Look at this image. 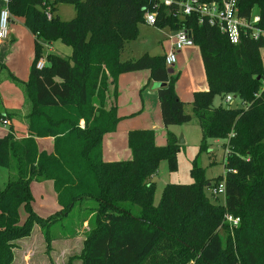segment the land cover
<instances>
[{"label": "trees", "instance_id": "16d2710c", "mask_svg": "<svg viewBox=\"0 0 264 264\" xmlns=\"http://www.w3.org/2000/svg\"><path fill=\"white\" fill-rule=\"evenodd\" d=\"M157 1L8 0L11 16L22 18L36 40L28 80L7 69L0 77V83L9 79L21 87L26 109L24 114L1 110L0 94V117L28 126L25 137L17 138L12 130L0 137V166L9 174L0 189V264H13L17 242L37 225L49 248L57 237L51 226L73 212L77 225L87 222L88 227L82 252L72 257L81 264H264V36L247 34L233 44L218 25L200 22L198 13L183 15L180 0L170 6ZM58 2L72 4L75 18L61 20ZM237 3L241 17L258 15V26L264 28V0ZM46 5L54 14L51 20ZM148 11L157 12L156 28L189 30L201 51L208 90L194 93L192 114L175 90L177 76L168 73L165 55L125 56ZM41 37L48 45L60 40L72 48L71 55L46 53ZM41 58L48 63L38 69ZM144 69L162 84L158 97L164 125L196 118L200 149L215 142L224 151L225 172L213 185L194 161V182L167 184L158 205L152 178L160 161H173L180 150L173 132L166 145L158 146L154 130L130 131V160L106 161L102 153L104 135L115 131L120 120L116 107H105L107 92L120 74ZM235 94L240 105L214 104L216 96L223 101ZM46 137L54 139L51 152L38 147L37 138ZM46 181L53 183L59 209L43 218L33 209L31 185ZM222 181L225 200L220 204L205 187ZM227 216L238 218V225ZM65 232L63 227L62 235L70 236Z\"/></svg>", "mask_w": 264, "mask_h": 264}, {"label": "crops", "instance_id": "0c3cea01", "mask_svg": "<svg viewBox=\"0 0 264 264\" xmlns=\"http://www.w3.org/2000/svg\"><path fill=\"white\" fill-rule=\"evenodd\" d=\"M1 6L2 3L0 1V8ZM148 26L158 30L154 26ZM10 30L11 34L9 38L0 41V77L6 74L7 69L17 79L27 81L35 57V35L25 26L22 18L12 17ZM158 31H160L162 37L164 38L161 43L164 45L165 55L171 47L172 37L175 35L176 31L168 29ZM132 46L133 45H131V52L129 51V54L127 53L125 56H140L141 54H132ZM45 49L46 53H55L52 43L49 45L46 44ZM143 53H149V51L147 50ZM70 55L63 57H69ZM20 56L24 57L23 61L18 60ZM41 59H43L45 63H48L44 58ZM3 65L5 66L2 67ZM174 67H178L177 69H179L178 72L174 68V74L177 76L175 90L184 103H189L190 106H192L194 93L196 91L208 90L205 67L199 47L194 45L186 47L178 52L177 61ZM2 71L4 73H1ZM185 73H189V76H187L188 79H186L187 81H185V83L179 82V77ZM184 76L185 75H183L182 78H184ZM6 83L14 86L16 84L9 79H4L0 83V88L3 89L5 86L4 84ZM156 84L157 82H154L151 79L150 70L144 69L122 73L118 77L116 84L110 86L106 96L105 107L106 109L116 107L117 115L120 120L117 124L116 130L105 134L103 137L102 153L103 158L106 161H125L132 158V151L129 147L128 141L129 132L132 130H154L155 142L158 146H164L167 144L169 131L173 132L177 136L174 126L166 127L163 123L158 97L159 87L157 88ZM19 88L21 91L15 93L14 98H1V107L3 111L20 110L23 114L26 112L25 98L20 86ZM185 111L189 113V111ZM0 123L3 125V127L0 126V137L5 136L11 130L17 138L28 135V126L18 118L9 119L8 123L5 124L3 119L0 117ZM37 144L40 150L51 152L54 148V139L52 137L37 138ZM31 191L34 198L32 202L33 209L43 218L51 216L59 209V204L57 202L52 182H34L31 185ZM85 224H87V222L84 223V226ZM60 237L65 236L60 235ZM65 238H70V236L67 235ZM24 241H26V238L17 242L18 247L15 249V259L13 264H31V254L25 253L26 251L20 255L22 256L20 261L17 259V252L24 250L22 245V242ZM67 241L70 242L69 239H67ZM51 252H53V250ZM49 264L52 263L49 262ZM56 264H59V262H56Z\"/></svg>", "mask_w": 264, "mask_h": 264}, {"label": "rangeland", "instance_id": "374dc122", "mask_svg": "<svg viewBox=\"0 0 264 264\" xmlns=\"http://www.w3.org/2000/svg\"><path fill=\"white\" fill-rule=\"evenodd\" d=\"M1 1V0H0ZM50 4L54 0H48ZM57 12L62 20L70 21L75 18L76 10L72 4L69 3H57ZM155 27V26H154ZM158 30L164 28L157 27ZM152 28L146 24H141L139 27V34L136 39L132 42L133 55L142 54L145 51H149L150 54L164 55L165 49L161 41L163 37L160 31ZM167 30V29H165ZM39 41L43 44H48L44 38H39ZM54 47V52L61 56H68L72 52V48L60 40H56L52 43ZM260 56L262 59V66L264 68V46L260 48ZM18 60L23 61L24 57L20 56ZM176 64V63H175ZM177 71L178 67H173ZM4 71V70H3ZM1 73H4V72ZM176 71V72H177ZM179 72V71H178ZM177 72V74H178ZM184 76V78H182ZM179 77V82L185 83L187 81V76L189 73L183 74ZM4 88H0V93L2 99L5 97L14 98L15 93L21 91L19 86L15 84H4ZM227 105L225 100H221L220 96H216L214 99V104ZM232 105H240L242 102L238 98H234ZM185 110L189 111L190 114L193 113L192 106L189 103H185ZM1 110L2 107H1ZM0 126L3 125L0 123ZM177 133L178 140L183 137V143H181L180 150L176 154L175 159L170 162L168 158H164L160 161L158 170L155 176L152 178L154 182V204L158 205L161 201L164 188L167 184H191L194 179L191 175V168L193 167V162L196 161L203 169L204 176L208 183L214 184L220 177L224 175V151L219 144L213 142L209 149L201 150L200 144L202 141L201 129L198 125L196 118L190 123L174 126ZM8 170L5 167L0 166V189H4L8 182ZM206 195L214 202L223 204L224 195H215L210 187H205ZM78 217L76 213H72L68 217H63L58 220L56 225L51 226L52 234L56 235L54 242H50L49 248L44 240L43 229L40 226H35L32 231L31 236L26 238V241L22 242V251L17 252V259L20 261L22 259V253L31 254V264H81V260L74 259L75 255L82 252L84 247V241L87 237V224L85 226L77 225ZM67 231L65 233L70 234V242L67 241L65 237H60L62 229ZM65 240V241H64ZM27 249V250H26ZM53 250V252H51ZM65 251V252H62ZM56 252V253H54ZM20 253V254H19ZM34 253V254H33ZM63 253V254H62Z\"/></svg>", "mask_w": 264, "mask_h": 264}, {"label": "built area", "instance_id": "2783aa9c", "mask_svg": "<svg viewBox=\"0 0 264 264\" xmlns=\"http://www.w3.org/2000/svg\"><path fill=\"white\" fill-rule=\"evenodd\" d=\"M159 1V2H158ZM157 3H161L166 6H170L175 0H158ZM2 6L0 8V41L6 40L11 34L10 25L12 16L8 7V0H1ZM180 11L183 15H191L192 13H198L200 15V22L205 19L211 25H218L222 33H224L231 43L237 44L241 40L242 36L250 35L253 39H259L264 36V28L258 26L260 21L258 15H254L252 19H245L239 15V7L237 0H221V2L204 3L200 0H180ZM44 13L47 19L53 18V12L50 5L44 7ZM157 20V12L148 11L145 15V23L151 26H155ZM194 40L192 34L187 29L177 30L172 37V43L170 49L165 54V62L167 67H174L177 61V53L186 47L194 46ZM45 66V61L40 59L36 67L42 69ZM234 100L233 95H228L225 98L227 103ZM7 124L8 121L4 120ZM213 194L224 195L225 185L222 181L217 187L213 188ZM227 220L232 225H238V218L227 216Z\"/></svg>", "mask_w": 264, "mask_h": 264}, {"label": "water", "instance_id": "95a60500", "mask_svg": "<svg viewBox=\"0 0 264 264\" xmlns=\"http://www.w3.org/2000/svg\"><path fill=\"white\" fill-rule=\"evenodd\" d=\"M45 54H46V53H45ZM168 73L171 74V75H173V74L175 73L174 68H173V67L169 68V69H168ZM160 86H161V83H157V84H156V87H157V88L160 87ZM234 97L237 98L238 95L235 94ZM178 142H179V143H183V142H184V141H183V137H180L179 140H178Z\"/></svg>", "mask_w": 264, "mask_h": 264}]
</instances>
